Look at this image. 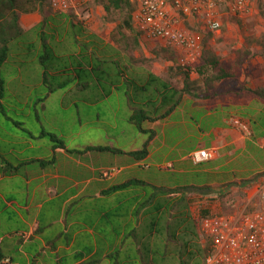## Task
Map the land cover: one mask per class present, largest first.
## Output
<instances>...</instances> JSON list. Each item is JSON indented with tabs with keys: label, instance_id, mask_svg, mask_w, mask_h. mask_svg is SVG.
<instances>
[{
	"label": "crops",
	"instance_id": "obj_1",
	"mask_svg": "<svg viewBox=\"0 0 264 264\" xmlns=\"http://www.w3.org/2000/svg\"><path fill=\"white\" fill-rule=\"evenodd\" d=\"M43 20L47 21L43 30L48 37V44L54 51L46 80L43 77L44 70L39 59L37 64H34L32 62H35V58L33 61L29 58L28 61L23 55L10 54L6 63L11 62V64L7 67L5 63L2 68L5 92L0 99V226L3 224L8 227L14 226L16 230L12 233H4L2 230L0 244L12 254H20L26 264H31L32 257L38 253L82 252L81 248L76 247V242L83 236L93 238V227H88L84 220V218L93 219V212L97 211L93 206L106 205L107 209L104 213L112 214L121 208L127 209L130 205L135 208L144 202L148 197V190L155 192V188L163 186L152 181L138 180L146 183L147 186L134 185L116 192H109V190L117 185L137 180L128 176L129 171L136 167L154 166L167 169L163 166L173 163V167L176 164L181 172H186L184 167L187 164V157L194 149L186 156L168 159L180 144L195 138L198 132H200V139L206 140L204 147L219 146L221 148L219 157L212 161L223 162L217 166L218 168L238 161L242 153L256 157V153L249 154L255 146L264 148V137L256 139L264 132L263 96L253 93L250 97L243 98L240 96L241 89L233 86L234 88H229L230 91L227 87H215V90H221L218 91V95L221 96L212 98L214 94L212 87H204L202 92L195 93L190 88L191 81L188 83L183 81V87L178 89L177 86L163 80L159 73L146 71L144 61L146 57H150L149 55L132 57L124 52L115 53V49L111 48L116 47L117 40L112 39H88L87 42H93V53L97 50L100 54L97 56L84 54L79 48L78 53L75 54L73 50L72 55L64 56L68 58L67 63L69 62V65H66L64 57L57 55L56 46L49 41V39L54 40L55 36L47 32L46 27L49 29L53 20L49 22V18L40 10L20 14V25L24 33L37 26L40 27L45 22ZM40 35L41 30L39 38ZM62 41L64 42V39ZM19 42L20 40L13 45ZM76 43L78 45L79 42L76 41ZM108 48L115 52L107 53ZM135 62L138 64L134 65ZM135 68L139 69L140 79L130 76V70ZM114 69L120 73L122 82L130 84L126 93L128 96L125 99L126 102L124 103V100V104L122 103L123 109L127 110V121L129 120L128 123L137 128L139 134L146 136L139 147L132 144L128 148L103 146L121 150L123 154L93 150L102 145L95 144L93 141L82 142L83 135L93 133L92 124L94 123L87 118L79 119V130L71 131L72 135L67 137L59 132L58 125L63 114L55 113V111H65L73 106L78 110V106L76 102L67 106L64 102L65 96H62L61 101L58 102L53 99L55 94L66 90L65 94L71 95L82 92L91 93L93 106L115 96L120 101L118 92L122 86L109 77ZM32 78H37V81L33 82ZM64 78L68 79L66 83ZM192 78L189 79L192 80ZM50 79L52 85L48 84ZM225 79L228 77L222 78L221 81ZM216 80L220 81L218 78ZM81 81L84 82L81 83ZM69 83H73V86L67 88ZM162 84L165 85V91L162 90ZM187 86L188 90H184ZM250 88V92L264 93V86ZM177 90L180 93L175 97L176 99L178 96L181 97L180 104L168 116L161 118L175 104L176 99L171 94L174 91L177 93ZM33 92H39L40 97L33 98ZM167 93H171L169 97H165ZM187 108L193 114L195 111L198 112L197 115L201 116L200 124L189 122L182 116L184 109ZM135 110H145L153 119H144L141 125L142 130L130 121ZM178 113L181 114L180 121L170 120ZM232 115L245 118L251 126L255 124L254 128L252 126V138H242L227 125L226 121ZM98 117L97 114V119ZM190 117L192 120V116ZM203 123L206 128H209L206 132L202 131ZM103 131L106 140H114V136H116L115 139H119L120 135H126L129 132L125 129L119 131L118 124L113 125L111 132H107L109 129ZM46 134H53L64 141L65 148H56ZM171 134H179L180 139L175 137L178 139L175 146L171 147L168 154L157 158L156 154L161 151V148H155L156 142L167 141ZM137 139L135 138L133 142ZM78 140L81 141L80 145H71ZM146 143H148L149 153L145 158L138 160L127 154L139 151L140 147L143 148ZM256 158V164L259 165L250 170L252 173L247 177L242 176L249 171L247 169L245 172L242 171L237 179L251 178L257 173L264 172V164L260 165ZM115 167L118 168L115 170ZM103 171H111V174L106 177ZM204 172L211 173V170ZM210 185L213 184L200 186ZM163 188L176 189L165 186ZM160 198V196L155 197L153 204H156ZM12 218L15 220L11 221ZM36 230H40V233L35 234ZM55 244L56 247L53 248ZM91 252L93 253V250ZM38 263L43 264L41 260Z\"/></svg>",
	"mask_w": 264,
	"mask_h": 264
},
{
	"label": "rangeland",
	"instance_id": "obj_2",
	"mask_svg": "<svg viewBox=\"0 0 264 264\" xmlns=\"http://www.w3.org/2000/svg\"><path fill=\"white\" fill-rule=\"evenodd\" d=\"M91 6L92 18L88 22L79 21L72 13H68L66 15L55 14L50 9L49 2L45 6V15L49 18V22L50 20H53L49 29L46 27V30L47 32L53 33L55 36L54 40L49 39V41L56 46L55 52L57 55L62 57L72 55L73 50L76 54L79 52V48H81L84 54H90L92 56L94 54L97 56L100 53H98L97 50H94L93 53V42H87L88 39L102 38L117 40L115 48L109 47L111 49H115L116 52L108 48L109 50H106L107 53L124 52L132 57L149 55L150 57H146L144 61L146 71L159 73L163 80L167 81L171 85L177 86L178 89L183 87V74L179 72L180 69L183 68L179 66L177 56L174 53L159 44L153 45L145 42L142 40L141 36L138 35L136 30L132 32L121 28L120 25L122 24L123 18L117 13H107L103 4L100 3V0H95L94 4ZM39 33V26L28 32L26 31L19 44L11 46L10 54L17 56L23 55L28 61L29 58L31 61L35 58V62L32 63L37 64L39 56L42 52ZM63 39L64 42L62 41ZM76 41L79 42L78 45ZM208 53H212L218 58L222 67L228 74V79L217 81L215 77L219 74L214 70H204L203 76L200 77L198 75L195 71V67L203 63L202 58ZM64 59L65 64L69 65V62L67 63L68 58L64 57ZM10 64L11 62H8L5 65L9 67ZM133 64L137 65L138 63L135 62ZM49 65L50 64H48V66ZM191 69L192 70L189 73L190 78L193 77V81L190 80V88L195 93H200L203 91L204 87L210 86L214 89L212 98H218L221 96L218 95V91L221 90H215V87H227V90H229V88H234L233 86H235L241 89V97H250V95L253 94L252 91L250 92V87L264 86V19L260 15H255L254 17L246 20H239L236 25L222 30L220 34L211 35L205 45L202 57L194 66L191 67ZM138 70L139 69L136 68L134 70H130V76H134L135 79H140L141 74ZM119 74L118 70L114 69L113 72L109 74V77L117 83H120V86H122V89L120 88V91L118 92V98H120V101L115 96L110 98L108 101H103L98 103L97 106H93V95L89 92L71 95L69 93L65 94L66 90H63L60 94H55L53 99L56 102L61 101L60 98L65 96L64 102L67 106H70L74 102H76L78 106V110L75 106H73L65 111H55V113L63 114L61 115V120L58 125L59 132H62L68 137L72 135L71 131L79 130V119L87 118L88 120H92L94 123L92 124L93 133L83 135L81 137L82 142L93 141L95 144L113 146L114 148H119L121 146H126L125 148H128L131 144L132 146H141L146 136L139 134L137 128L132 124H129V120L127 121V110L123 109L122 103L128 97L126 93L128 92L130 84L122 82ZM230 77H232V79H230ZM63 80L65 83L68 81L67 78H64ZM32 81L36 82L37 78H32ZM82 82L84 81H81V83ZM48 84H53L51 83V79L48 81ZM72 86L73 83H69L67 88ZM32 96L33 98H39L40 94L39 92H33ZM125 102L126 100L124 103ZM119 105H121L120 108ZM97 114L99 115L98 119ZM197 114V111L193 114V112L187 108L184 109L182 116H184L189 122L200 124L199 121L201 120V116ZM190 116H192V120L190 119ZM180 119V113L175 114L170 118V120L173 121H180ZM142 123L143 121L141 122V125ZM115 124H118L119 131L121 129H125L126 131L128 130V134L120 135L119 139H115L116 136H114V140H106V135L103 130L106 131L109 129L107 132H111L112 127ZM203 125L202 131H208L209 128H206L205 123H203ZM145 126H147V124H145ZM252 126L254 128L255 124L253 123ZM196 134L195 138L180 144L177 149L172 152V156L168 160L186 156L193 149L195 150L199 147L206 146V140L200 139V132ZM175 137L180 139L179 134H171L168 136L167 141L159 140L156 142L155 148H161V151L156 154L157 158L168 154L171 147L175 146V142L178 141ZM261 137H264V132L256 137V139H260ZM135 138L138 139L136 142H133L135 141ZM80 144V140L71 143L72 146ZM257 144L261 145L260 143ZM141 149L142 147H140V150ZM263 149L264 148L260 146H255L251 149L249 154L252 155V152L256 153L257 158L254 156H248V153H242L241 158H239L238 161H233L222 168H218L217 166L223 162L211 161L200 165H193L187 159L186 167H184L186 172H181L180 167L175 164L173 167L174 170L160 169L154 166L150 168L136 167L134 170L129 171L128 176L137 180L152 181L163 187L180 188L184 186L213 184L210 186L214 188V191H218L227 184H219L221 182L229 181L234 178H236L234 181L240 182L242 179L239 181L237 177L241 176L240 174L242 171L245 172L249 169L248 172L242 174L244 177L249 176L252 173L250 170L259 165L256 164L255 158L259 160L260 165L261 163L264 164ZM117 168L118 167H115V170ZM205 170H211V173H206L204 172ZM260 174L261 173H257L251 178H245L246 180L255 178L252 185L248 188L241 187L240 184L227 187L228 189L226 192L228 196L223 200L215 197V193L202 197L190 194L192 200L189 210L197 224V233L200 236V243L204 244L206 242L199 227V218L202 217L201 211L209 210V214L226 213L233 211L238 205H244V203H246L252 196L255 189V183L263 176V174ZM171 197L172 199H175L179 197V194H173ZM212 197L215 200H212ZM5 230H7L6 227Z\"/></svg>",
	"mask_w": 264,
	"mask_h": 264
},
{
	"label": "trees",
	"instance_id": "obj_3",
	"mask_svg": "<svg viewBox=\"0 0 264 264\" xmlns=\"http://www.w3.org/2000/svg\"><path fill=\"white\" fill-rule=\"evenodd\" d=\"M48 2L49 0H0V99L5 92V78L2 68L10 57L13 43L21 40L25 35L20 25V14L38 10L43 13ZM100 3L103 4L107 13H117L123 18L121 28L134 32L135 29L132 24L133 7L129 0H100ZM259 15L264 19V10H260ZM46 24L47 21L39 27L43 46L39 61L44 70L43 77L45 80L49 69L48 64L54 54L43 30ZM138 35L140 36L139 33ZM210 36L204 38V46ZM202 61L201 65L195 67V71L200 77L204 75V70L217 71L219 75L216 78L219 80L228 77L218 58L212 53L205 54ZM191 70V68H183L179 71L183 74L186 83L190 81L189 72ZM162 88V90H166L164 84H162ZM51 90L53 89L51 88ZM184 90H188V86ZM252 92L264 97L262 91ZM179 93L180 91L177 90V93L176 91L173 94L167 93L165 97H169L171 94L176 99L175 96ZM180 100L181 97L178 96L175 104L161 118L172 113L174 108L180 104ZM144 119L153 120L148 116L147 111L135 110L130 121L142 130L141 122ZM46 136L56 148H65L64 141L57 136L53 134H46ZM93 150L123 154L121 150L103 146L93 148ZM148 153V143H146L141 150L127 154L141 160ZM262 174L264 175V173L260 175ZM254 180L255 178L242 179L239 180L240 182L233 181L218 191H214L211 186H185L176 189L154 187L156 191L148 190L146 200L135 208L130 205L127 209L124 207L112 214L104 213L107 209L106 205L93 206L97 210L93 212V219L84 218L87 226L93 227V238L83 236L76 242V247L81 248L82 252L72 254L63 252L56 254L38 253L32 257L31 264H39V260L43 264H204L209 251V244L208 242L204 244L199 242L197 224L189 210L192 200L190 194L202 197L215 193V197L223 200L228 196L227 187L240 184L241 187L248 188ZM134 185L147 186L142 181L131 180L113 187L109 192L125 190ZM177 193L179 197L172 199L171 196ZM157 196L161 198L156 204H153L154 198ZM212 200L215 199L212 197ZM209 213V210L201 211L202 217L209 215ZM14 220L15 218L11 219V221ZM2 230L4 233H12L16 229L14 226L8 227V225L3 224L0 226V235ZM39 233L40 230L35 231V234ZM55 247L56 244L53 245V248ZM0 264H26V261L21 258L20 254H12L0 244Z\"/></svg>",
	"mask_w": 264,
	"mask_h": 264
},
{
	"label": "built area",
	"instance_id": "obj_4",
	"mask_svg": "<svg viewBox=\"0 0 264 264\" xmlns=\"http://www.w3.org/2000/svg\"><path fill=\"white\" fill-rule=\"evenodd\" d=\"M132 24L142 40L158 43L177 56L179 66L191 68L202 57L204 38L259 15L264 0H129ZM95 0H49L56 13H72L79 21L92 18ZM227 125L242 138H252L251 123L237 115ZM219 146L199 147L188 155L193 165L216 160ZM163 168L172 169L173 163ZM104 176L111 172L106 171ZM244 205L226 213L199 218L200 231L209 244L204 264H264V175L255 183ZM8 262V260H6Z\"/></svg>",
	"mask_w": 264,
	"mask_h": 264
}]
</instances>
